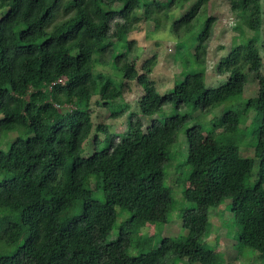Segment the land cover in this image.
<instances>
[{"label":"trees","instance_id":"1","mask_svg":"<svg viewBox=\"0 0 264 264\" xmlns=\"http://www.w3.org/2000/svg\"><path fill=\"white\" fill-rule=\"evenodd\" d=\"M207 1L0 0V264H264L262 4L226 0L235 37L213 87L204 69L214 21ZM139 8L156 26V13L179 11L170 29L181 69L163 93L149 76L154 57L137 67L126 40ZM188 38L194 54L184 59ZM250 74L256 92L240 97ZM131 83L141 88L135 111L117 102ZM220 104L219 122L207 128L183 111ZM123 115L128 128L116 133L106 120ZM172 172L203 187L173 193ZM221 204L237 236L224 242L226 260L236 263L218 261L208 242ZM174 211L185 231L179 243L165 248L167 235L138 234L146 223L165 233Z\"/></svg>","mask_w":264,"mask_h":264},{"label":"rangeland","instance_id":"2","mask_svg":"<svg viewBox=\"0 0 264 264\" xmlns=\"http://www.w3.org/2000/svg\"><path fill=\"white\" fill-rule=\"evenodd\" d=\"M155 1L165 2L166 0ZM261 4L262 24L260 28V38L258 41V46L259 53L262 59L261 72L264 74V0H261ZM205 8L207 14L214 17L212 31L207 43L205 54V82L206 85L214 87L223 80V75L217 74L215 72V65L218 60L228 52V48L231 45L233 38L235 37V31L232 28L234 23V14L230 11L229 4L226 0H208L205 4ZM142 10V8H139L137 10L136 20L130 18L131 26L130 30L126 33V40L132 41L131 50L134 53L137 67H139L141 63L150 56L154 57L155 64L149 76L152 80L155 81L158 91L163 93L173 85V82L178 77L181 69L180 63L176 59V56H178V54L176 53L177 40L172 30L170 29L171 19L173 16H176L179 11L174 10L168 12L169 19H165L161 12L156 13L160 16V22L156 26L155 22L148 18H145V16L142 14ZM117 33L118 29L114 25H112L110 30L111 38H113L114 40L117 39ZM188 40L189 41L186 49L182 53L184 59H188L194 54V41H192V39L190 38H188ZM116 43L119 50L123 51V44H120L119 40H116ZM98 69H101L102 71H108V69L105 67H98ZM256 89V79L254 78L253 74H250L246 83V87L244 88L243 93L240 95V97L252 96L255 94ZM140 92L141 88L138 85L131 83L125 86L122 98H120L117 102L122 104L126 103L128 105L129 111H135L137 109V101L139 99ZM233 98H236V96H234ZM164 109L165 111H167L169 110V107L167 106ZM183 111L191 113L200 124L205 125L207 128V126L216 125L219 122L221 114L223 113V105H217L208 114L200 113L197 108H192L191 106L185 107ZM105 113L106 112L103 110L99 114L94 113L92 115L96 121L99 119L104 120ZM247 115L250 118L253 116V112H247ZM106 121L110 124L111 129H113L116 133H121L128 128L126 115H123L118 119H108ZM175 124L179 126L178 120L175 121ZM202 135V140L206 143L211 142L214 137L213 132L206 130H203ZM184 139L185 132L184 130H181L180 140ZM11 140L12 139L7 140L3 147H5L6 144H9ZM241 149V153H243L244 155L252 154L251 148L241 147ZM172 180H174L176 183L173 187V193H175L177 190L181 191L183 186L203 187V181H183L180 180V176H176V174L173 172L172 175H169L168 180L166 179L165 182L167 183V185H171L169 181ZM90 185L93 198L101 199V181L98 178L91 177ZM177 214L178 211H174L171 214L168 228H166L165 233L161 232V230H157L155 226L146 223L140 228L138 234L142 238L152 237L156 232L158 234H164L168 236V238L165 240V248L174 246L183 239V234L185 232L183 229H180V223ZM123 217H125L124 214H119L118 220L123 219ZM210 217L211 221H214L215 223V233H212L209 236L208 242L217 244L216 259L220 262L232 263L234 260H226V255L228 254V252L225 251V243H228L230 239L236 240L237 236L235 235V231L231 228L232 223L229 221L226 205L221 204L219 208L213 210ZM221 220L223 221L222 224L226 226L228 230L223 227L220 222ZM260 260L264 262V257L260 258Z\"/></svg>","mask_w":264,"mask_h":264}]
</instances>
